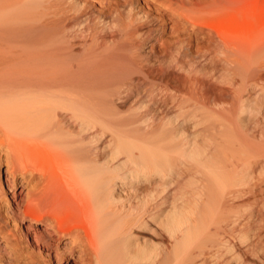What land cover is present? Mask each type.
Here are the masks:
<instances>
[{"label":"bare ground","instance_id":"1","mask_svg":"<svg viewBox=\"0 0 264 264\" xmlns=\"http://www.w3.org/2000/svg\"><path fill=\"white\" fill-rule=\"evenodd\" d=\"M223 1L174 10L164 38L149 0H0L18 259L264 264V0ZM25 218L50 231L17 234Z\"/></svg>","mask_w":264,"mask_h":264},{"label":"rangeland","instance_id":"2","mask_svg":"<svg viewBox=\"0 0 264 264\" xmlns=\"http://www.w3.org/2000/svg\"><path fill=\"white\" fill-rule=\"evenodd\" d=\"M149 1L152 4V6L159 7L161 12L166 13L165 19H167V21H166L167 26H166V30L163 34L164 38L168 37L169 31L173 27L172 26L173 22L176 20V16L171 15V13L174 10H176L177 13H180V11H184L183 13H185V14H188V13H189L188 15H190V14L195 15L196 14L202 19L203 18L207 19L208 16L210 17L209 14H211V13L212 14H218V12H220V14H221V11L223 12V10L225 8H226L225 10L227 11V7H228L227 1L225 2L223 0H221V1L213 0L212 3H210L212 0L211 1L209 0L210 2L208 0H156V1L155 0H149ZM159 5H161V7ZM226 11L223 12L224 15L221 14L222 17L223 16L224 17L230 16L229 13L225 14ZM209 17H208V19H209ZM6 168L7 167H6L5 163L0 164V194H1L0 197H1V199H3L2 203H0L1 206H6L7 200L11 202L10 199L12 197V192H13L12 189H8L7 185H6V181L12 179L11 175L9 173L7 174ZM15 190H16V193H18V191L20 190V187L19 186L16 187ZM17 199L19 200V197ZM2 215L3 216L5 215V211H2ZM30 220H31L30 218H25L22 221H20L19 225H17V227H18L17 234L29 233L30 235H34L33 233H36V234L46 235L47 231H50V229L45 230L46 229L45 221L33 222ZM12 224H13V222H10V227H12ZM28 225H30V228L28 229L29 231L24 233L25 228ZM2 231H3V228H0V264H31V260L28 257H23L22 260L18 259V257H16V255H17L16 250L18 249V247L10 249V247L6 246L4 244V242H2V240H3L1 238ZM68 241H69L68 237L63 238L62 242L58 243L59 247H62L63 244L65 242L68 243ZM14 249H16V250H14ZM10 251H12V252H10ZM29 251H31V248L28 250V252ZM35 251H37V250L35 249ZM53 254H54V252H52V256H53ZM41 257H42V255H41ZM73 260H75L73 264H82L80 258L78 257V252L75 253ZM50 264H64V263H62V262L57 263L54 259H52Z\"/></svg>","mask_w":264,"mask_h":264}]
</instances>
